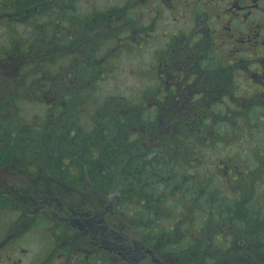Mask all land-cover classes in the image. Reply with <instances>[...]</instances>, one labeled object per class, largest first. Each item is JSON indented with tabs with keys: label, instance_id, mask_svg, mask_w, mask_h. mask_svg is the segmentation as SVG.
Returning a JSON list of instances; mask_svg holds the SVG:
<instances>
[{
	"label": "flooded vegetation",
	"instance_id": "flooded-vegetation-1",
	"mask_svg": "<svg viewBox=\"0 0 264 264\" xmlns=\"http://www.w3.org/2000/svg\"><path fill=\"white\" fill-rule=\"evenodd\" d=\"M27 3L30 5L23 6L26 17L49 9L64 14L51 19L50 26L62 39L71 30L66 45L59 48L71 59L74 75L81 81L90 76L87 83L112 71L117 52L127 50L133 55L147 42L151 24L140 21V11L151 7L162 18L175 10L173 0H129L127 5L111 6L106 14L93 9L70 19L66 14L72 12V0ZM178 3L187 18L185 25L167 36L152 54L145 76L150 85L136 102L125 101L120 117L116 118L117 106L111 98L90 112L88 105L76 110L71 96L62 93V100L67 101L58 106L53 98L51 116L38 125L28 124L32 133L0 135V140L14 139L12 145L16 146L21 139L30 148L24 168L19 160L0 168V172L10 168L14 173L13 177H0V264H202L196 261V245L191 253L194 261H185L172 246L174 241H163L164 235L146 228L138 211L152 213L154 209L148 208L152 199L135 191L141 187L137 186V172H143L140 163L154 162L165 150L175 154V161L186 158L183 154L191 149L184 142L195 150L197 143L209 147L222 136L214 125H264V0ZM3 4L0 0V26L8 27L15 23L16 12L4 11ZM23 25L30 27V22ZM120 26L123 30L117 38ZM133 30L137 35L129 36ZM83 57L85 63H80ZM26 87L35 96L40 91L33 80L28 79ZM88 95L89 91L86 103ZM2 103L0 95V114L4 115ZM79 111L86 117L81 119ZM4 145L0 143V147ZM261 154L260 148L255 151L256 160L262 161ZM116 157L123 159L118 163ZM100 158L104 159L102 165ZM258 165L247 176L244 168L224 166L227 171L222 169V173L234 194L226 195L220 204L207 195L211 218L218 206V217H226L231 230L225 232L224 224L215 232L207 230V242L200 241L206 244L204 264H264L263 200L260 202L264 194L248 197L254 206L253 212L248 209L251 219L241 204L246 200L244 184L251 179L249 174L256 175L255 181L264 177V168ZM123 170L127 176L117 183L111 174ZM98 171L108 174L109 181L95 182L90 175ZM98 187H104L105 193L96 192ZM249 256L253 261H248Z\"/></svg>",
	"mask_w": 264,
	"mask_h": 264
},
{
	"label": "rangeland",
	"instance_id": "rangeland-1",
	"mask_svg": "<svg viewBox=\"0 0 264 264\" xmlns=\"http://www.w3.org/2000/svg\"><path fill=\"white\" fill-rule=\"evenodd\" d=\"M133 1L140 2V0ZM72 2V12L66 14L70 19H75L81 14H87L93 9L97 11L103 10L106 14L107 9L111 6H124L129 3V0H72ZM146 2L147 0H144V3ZM173 3L174 12L164 13L162 18L151 7L140 11V21L151 24L147 30L149 36L145 37L147 42L141 46V50H137L133 55H130L131 51L127 50L122 53L117 52V62L113 66L112 71L105 73L102 78H92L89 83H87V78L90 76L85 77L81 81L77 75H74L76 72L72 73V68H70L71 59L68 60V57L65 56L66 52L60 51L59 47L66 45L67 36L72 34L71 30L66 31L68 35L62 39L63 36L55 34L52 30L54 28L50 26L52 25L51 19L55 21L56 17L64 16L61 12L59 14L53 13V10L49 9L44 11L43 14L37 13L35 15L39 14L37 21L33 20V22H30V27L18 23H12L8 27L0 26V84L4 88V95L10 93L16 83L22 86L25 85L26 89L21 94L25 101H20L19 108L16 110L17 122H29L28 124L35 126L43 120H47L53 113L49 105L52 103L53 98H56L58 106L62 105V102L67 101V99L62 100V93L71 96V99L76 103V110L88 105L90 112L94 110V107H98L114 97L136 102L150 85L149 78L145 76L147 75L146 72L151 68L152 54L157 48L164 45L166 39L169 38L167 36L172 35L178 28L185 25L184 20L187 18L183 14V7L179 6L178 0H173ZM176 4L180 8L175 6ZM116 10L119 11L120 9L116 8ZM178 14H181V17H178ZM102 18L105 20V16H102ZM114 18L117 19L119 16H114ZM107 22L104 21V24H107ZM154 22L155 27L153 26ZM121 29V26L116 28V32L120 31L117 34V38L121 35L123 30ZM163 32L165 33L164 37L162 35ZM128 35L136 36L137 32L133 30ZM57 37L61 41H58ZM21 40H28V42L23 44ZM44 41H47V43L45 44ZM25 44L31 45L26 46ZM81 47H78L79 51H81ZM26 50L28 52L25 53ZM16 51H19L20 55L17 53L18 55L14 57L13 53ZM102 51L101 48L100 54ZM85 52L86 48L82 51L81 56H84ZM68 54L76 55L71 52ZM7 59L10 63H6ZM85 60V57H83L79 62L85 63ZM13 62L16 64L15 67L12 66ZM95 63L93 61L91 64ZM11 66L12 70H10ZM73 68H78V66ZM143 69L144 72L142 74ZM95 74H97V71ZM30 77L31 79L33 78L35 86L40 89V91L37 89L36 96L31 92L33 90L26 87L28 79L32 81ZM15 79L17 80L15 81ZM66 88L67 90L63 91ZM88 91L90 100L86 103L88 100L85 96ZM71 92H74V94ZM123 108V104L118 103L116 111ZM78 114L81 119L86 117L83 111H79ZM163 127L166 129L168 126ZM214 130L218 131L222 136L216 142L208 144L209 147L207 148L204 147L202 142L197 143L195 150L191 148L189 142H184L186 149L187 147L191 149L183 154L186 158H178L175 161V154L171 156V153H167L165 150L163 155L154 160V163L157 162L160 166L157 169L159 172L156 174H161L165 180H151L146 185L148 193L155 191V196L160 197L163 202L165 201L164 212L162 211L163 218L158 225L164 226L163 228L175 229L180 226V222L181 225H184V221H186L190 227L187 226L182 229L194 227L195 239H200L202 242H207V230L215 232L218 228L217 226H222V224H224L225 232H228L229 229L231 230L226 217L222 220L218 217V213H216L218 206L214 208V217L211 218V210L206 205L207 195L209 200H214L213 203L217 202L220 204L222 202L221 199L225 198L226 195L231 196L234 194V191L231 190L226 182L225 175L222 173L223 167L238 166L247 170L260 163L255 158V151L259 148L264 151V125H214ZM177 156L181 157L182 155ZM188 167H192V170H189ZM257 167L260 166L258 165ZM6 169V171L0 172V177H13V171L10 168ZM228 170L231 169L229 168ZM224 171H227V169H224ZM111 175H113L117 183L121 182L120 177L113 173ZM156 182L157 188L154 190L153 184ZM259 193L262 196L264 191L260 190ZM262 199L261 197L260 202ZM192 203L194 208H191ZM149 219L146 220L148 221ZM158 225H154V228L158 229ZM201 227H204L205 234ZM177 236L179 238L183 237L179 233H177ZM169 237L172 238L164 237L163 241L172 240L173 234L169 235ZM181 245L183 244L181 243ZM194 245H196V242ZM248 261H253L251 256H249Z\"/></svg>",
	"mask_w": 264,
	"mask_h": 264
},
{
	"label": "trees",
	"instance_id": "trees-1",
	"mask_svg": "<svg viewBox=\"0 0 264 264\" xmlns=\"http://www.w3.org/2000/svg\"><path fill=\"white\" fill-rule=\"evenodd\" d=\"M38 2H40L41 0H37ZM24 3V4H23ZM26 5H30L29 3H27V0H4V4H3V9L6 12H11L13 13L16 12L14 14V18H12V22L18 23L23 25L24 23H29V22H33V20L37 21V16L40 14H38L37 16H35L37 13H32L29 15L26 14L27 12L23 11V6ZM33 16V17H32ZM13 44V43H12ZM15 44V43H14ZM27 46V45H26ZM19 51H16L15 53H13L14 57L17 55ZM28 52L27 50L25 51V53ZM16 83L15 88L11 89V92L4 95V88H2L3 86L0 84V95L3 96V103H2V110L1 113H4V115L0 114L2 118H0V135H9V134H29L32 133V130L30 128V126L27 123H18L17 122V109L19 108V102H24L25 99L24 97L21 95L23 94V91L25 90V85L18 87ZM28 86V84H27ZM28 89V87H27ZM113 100L116 103V106L118 103H122L123 106L125 107V99H122L120 97H116L115 99L113 98ZM125 109L123 108L122 111H124ZM120 117L119 116V111H117V115L116 118ZM118 123V122H117ZM15 140L14 139H10V138H5L4 140H0V143H4L5 145L0 147V151L5 152V154H0V168L3 167H7V166H11V165H15V161L19 160L17 163L24 168V163L23 161L25 160H29L30 159V148L28 146H24L23 144H25L26 142L19 139L17 140L18 144H21L20 146H16V145H12L14 144ZM25 155H21V151L25 150ZM16 151V152H14ZM260 158L262 159V161H260V159L258 161H260V166H262L264 168V154L262 156V154L260 155ZM120 157H116L115 160L119 162ZM103 158H100V164L102 165L103 162ZM106 161H108L109 159H105ZM95 162V161H94ZM93 162V164H95ZM160 166L157 164V162H152L149 161V163H140L139 168L141 169V171L143 172H137V176H138V185L137 186H141L138 187L137 189H135V191H138L139 194H146L150 199V205L148 206V208L154 209V212L152 213H147L144 210L138 211V214L141 215L142 221L145 223L146 228L147 229H152L153 231H156L154 234L155 235H164V237H169V235L173 234V238L172 241L173 244L172 246H175V250L180 254V256L182 257H186L185 261H194L191 253L194 251V247H195V242H196V246H197V262H200L202 264H204V262L206 261V256H205V245L206 244H201L200 239H195L196 235L194 234V227L188 228V229H182L183 227H187L190 225L184 221V225H181V222L179 223L180 226H178V228H163L162 226H159L158 223L159 221L161 222V219L163 218L162 213L164 212V202L163 200L158 197L155 196V191L153 193H148L147 189L148 187L146 186L151 180H156V181H160V179H164V177L161 174H156L159 171H157V169ZM248 171V172H247ZM247 171H245V174L247 176L248 173L252 172L253 170L251 168L247 169ZM116 176L120 177L122 180V177L127 176V172L126 171H122V172H117L115 173ZM93 180L95 182H108L109 181V175L108 174H101L99 171L92 173L90 175ZM249 176L251 177V179L247 178L246 179V184H244V187L246 188V194H245V199L243 200V202L241 203L244 206V214L249 215L248 218H252L250 216V214H248L249 210L248 209H254V206L251 204V199L248 198L252 195L258 196L260 193V190L264 191V187H263V179L264 177H260L258 179V181H255L257 179H255L254 173L253 174H249ZM125 180H123L122 182L124 183ZM258 182V185H257ZM125 186V185H124ZM135 186V185H134ZM144 186V187H143ZM153 188L155 190V188H157V182L153 184ZM95 191L103 194L105 193L106 189L104 187H98L95 188ZM125 191V188H124ZM259 191V192H258ZM262 204H261V213L264 214V199H262ZM168 202V201H166ZM245 204V205H244ZM206 205H208V203H206ZM191 208H194V204H191ZM163 211V212H162ZM180 216V215H178ZM150 218V219H149ZM146 219H149L148 221ZM259 221H263V218L261 217V219L258 216ZM181 220V219H180ZM251 224V223H250ZM249 224V225H250ZM154 225H158V229L154 228ZM248 225V226H249ZM202 231L204 230V227H201ZM197 230V229H196ZM195 230V231H196ZM198 232V231H197ZM196 232V233H197ZM200 232V230H199ZM177 233L181 234V236H183L182 238H179L177 236ZM180 236V237H181ZM192 236V238H191ZM176 238V239H175ZM193 239V240H192ZM181 243L183 245H181ZM192 257L191 260H189V257ZM181 261H183L184 259L180 258Z\"/></svg>",
	"mask_w": 264,
	"mask_h": 264
},
{
	"label": "water",
	"instance_id": "water-1",
	"mask_svg": "<svg viewBox=\"0 0 264 264\" xmlns=\"http://www.w3.org/2000/svg\"><path fill=\"white\" fill-rule=\"evenodd\" d=\"M139 258H136V260H138Z\"/></svg>",
	"mask_w": 264,
	"mask_h": 264
}]
</instances>
